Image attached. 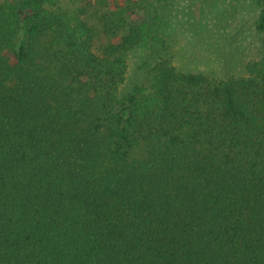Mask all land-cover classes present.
<instances>
[{
	"label": "trees",
	"instance_id": "trees-1",
	"mask_svg": "<svg viewBox=\"0 0 264 264\" xmlns=\"http://www.w3.org/2000/svg\"><path fill=\"white\" fill-rule=\"evenodd\" d=\"M58 1L0 4V264H264V53L181 72L157 15L99 56ZM145 44L163 54L120 97Z\"/></svg>",
	"mask_w": 264,
	"mask_h": 264
},
{
	"label": "rangeland",
	"instance_id": "rangeland-1",
	"mask_svg": "<svg viewBox=\"0 0 264 264\" xmlns=\"http://www.w3.org/2000/svg\"><path fill=\"white\" fill-rule=\"evenodd\" d=\"M52 9L82 16L94 30L93 49L99 56L131 29L159 15L169 24L164 32L169 52L163 57L181 72L215 81L246 76L248 63L264 53V34L256 28L261 13L256 0H59ZM160 52L155 44H145L126 55L128 73L120 97L147 83L143 64L156 60ZM147 153L145 146H139L134 158Z\"/></svg>",
	"mask_w": 264,
	"mask_h": 264
}]
</instances>
